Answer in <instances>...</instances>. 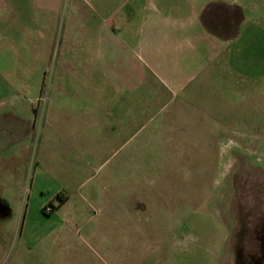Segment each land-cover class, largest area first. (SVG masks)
Here are the masks:
<instances>
[{
	"label": "rangeland",
	"instance_id": "obj_1",
	"mask_svg": "<svg viewBox=\"0 0 264 264\" xmlns=\"http://www.w3.org/2000/svg\"><path fill=\"white\" fill-rule=\"evenodd\" d=\"M25 1L0 9V264H243L264 217V0ZM105 18L145 70L128 104L97 71ZM48 95L56 129L26 136L17 113Z\"/></svg>",
	"mask_w": 264,
	"mask_h": 264
},
{
	"label": "crops",
	"instance_id": "obj_2",
	"mask_svg": "<svg viewBox=\"0 0 264 264\" xmlns=\"http://www.w3.org/2000/svg\"><path fill=\"white\" fill-rule=\"evenodd\" d=\"M51 4H55L54 7L59 6L58 0H52ZM34 4H37V0L33 1ZM27 4V1L25 0H0V9H22ZM51 5V7H52ZM97 6V5H96ZM95 8V7H93ZM107 18L102 19L101 23L98 26L96 36L94 39V55H95V62L98 74L100 76V79L106 84L109 83L113 85L115 88L121 90L126 95L120 96L117 99V103L119 104H128L129 101H127V93L129 91L134 90L138 86H140L145 79V70L142 68L141 64L139 63V56L134 53L135 50H133V46L124 45L123 42L120 39V36L118 34L117 27L113 30V28L107 24L106 22ZM7 43V46H4V49H6L9 45ZM11 48V46H10ZM8 47L7 54H10L12 51ZM113 59H116L115 62ZM124 61L126 65H123L125 69H122L124 71L119 72L117 70V66L119 63V60ZM117 62V64H115ZM16 65L12 64L11 69H9V73L15 72L18 70L16 69ZM11 76V75H10ZM16 77V76H15ZM14 78V76L12 77ZM15 80V79H14ZM100 83H102L100 81ZM10 84V83H9ZM13 84V82H12ZM10 87V86H9ZM28 87V86H25ZM30 87V86H29ZM41 87H39L38 95L40 93ZM35 91V90H34ZM49 93V92H48ZM38 103H43L44 106L42 107L41 111L37 108L34 109L33 106L27 107V105L23 104V111L21 112L17 110L13 105L14 101L12 102V106H10L9 115L18 116L17 114H21L19 118H21L24 122V125L27 127L28 131L26 133V136H33L34 129L37 124H40L42 128H50L52 130L56 129L57 124L59 123V120L55 119V114H53V106L57 104V98L49 95L45 97L44 101L42 98L38 96L37 98ZM16 110L20 111L21 113L16 114ZM23 114V115H22ZM75 113L66 114L64 115V119L69 120L68 123H71L69 128L73 130V132L78 131V126L73 125V117ZM125 116H127L125 114ZM134 116V117H133ZM134 118V119H133ZM137 116L136 114H132V112L128 113V116L126 117L123 127L126 128L129 125H133L135 123L134 120H136ZM58 119V118H57ZM134 121V123H132ZM57 123V124H56ZM118 125V124H117ZM136 125V124H135ZM95 127H99V125H94ZM119 126V125H118ZM25 151H29V149H25ZM18 197L19 195H12L10 198L14 201L20 200ZM15 208L17 209L19 206L22 205L20 202H15ZM6 208V209H5ZM4 210H6V217L3 218V224L4 225H10L9 222L11 218L14 217L16 210H12L10 207L4 206ZM23 210V209H22ZM8 211V212H7ZM41 211H43V207L41 206ZM4 214V215H5ZM24 215V214H23ZM258 226H255V224H250L246 228V230L249 232L250 238L244 236L243 239H247L244 247L243 252V264H264V235L262 234L264 232V217H259ZM14 225V224H13ZM6 226L8 227V231L10 232L14 231L17 232V238L20 240V243L22 242L21 239H23L24 231H26V220L24 219L19 229L17 227L14 228V226ZM11 227V229H9ZM254 228H257L256 230ZM245 230V227H244ZM255 232V234H252ZM254 236V237H253ZM19 243V242H18Z\"/></svg>",
	"mask_w": 264,
	"mask_h": 264
},
{
	"label": "flooded vegetation",
	"instance_id": "obj_3",
	"mask_svg": "<svg viewBox=\"0 0 264 264\" xmlns=\"http://www.w3.org/2000/svg\"><path fill=\"white\" fill-rule=\"evenodd\" d=\"M247 228V226H245V229ZM264 235V232L262 233Z\"/></svg>",
	"mask_w": 264,
	"mask_h": 264
}]
</instances>
